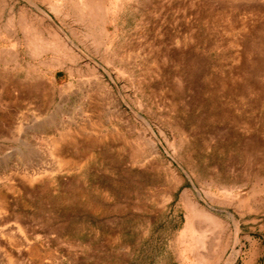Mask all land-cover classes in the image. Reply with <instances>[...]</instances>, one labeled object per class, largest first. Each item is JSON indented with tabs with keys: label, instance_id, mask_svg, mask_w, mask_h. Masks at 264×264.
<instances>
[{
	"label": "rangeland",
	"instance_id": "1",
	"mask_svg": "<svg viewBox=\"0 0 264 264\" xmlns=\"http://www.w3.org/2000/svg\"><path fill=\"white\" fill-rule=\"evenodd\" d=\"M0 264H264V0H0Z\"/></svg>",
	"mask_w": 264,
	"mask_h": 264
}]
</instances>
